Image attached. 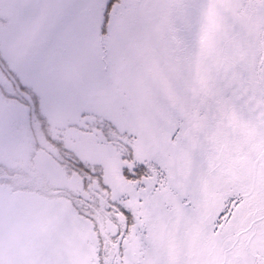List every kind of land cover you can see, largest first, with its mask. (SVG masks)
<instances>
[{
    "label": "snow or ice",
    "instance_id": "obj_1",
    "mask_svg": "<svg viewBox=\"0 0 264 264\" xmlns=\"http://www.w3.org/2000/svg\"><path fill=\"white\" fill-rule=\"evenodd\" d=\"M0 264H264V0H0Z\"/></svg>",
    "mask_w": 264,
    "mask_h": 264
}]
</instances>
